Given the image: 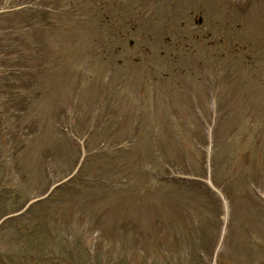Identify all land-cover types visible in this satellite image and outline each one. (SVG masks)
<instances>
[{"label": "rangeland", "instance_id": "rangeland-1", "mask_svg": "<svg viewBox=\"0 0 264 264\" xmlns=\"http://www.w3.org/2000/svg\"><path fill=\"white\" fill-rule=\"evenodd\" d=\"M0 8V264H264V0Z\"/></svg>", "mask_w": 264, "mask_h": 264}]
</instances>
